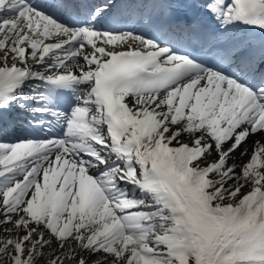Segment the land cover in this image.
<instances>
[{"label":"snow or ice","instance_id":"obj_1","mask_svg":"<svg viewBox=\"0 0 264 264\" xmlns=\"http://www.w3.org/2000/svg\"><path fill=\"white\" fill-rule=\"evenodd\" d=\"M130 7L0 0V264H264V0Z\"/></svg>","mask_w":264,"mask_h":264},{"label":"bare ground","instance_id":"obj_2","mask_svg":"<svg viewBox=\"0 0 264 264\" xmlns=\"http://www.w3.org/2000/svg\"><path fill=\"white\" fill-rule=\"evenodd\" d=\"M249 151H251V141H249ZM237 162L239 163V157L236 158ZM244 160H247V157H244Z\"/></svg>","mask_w":264,"mask_h":264}]
</instances>
